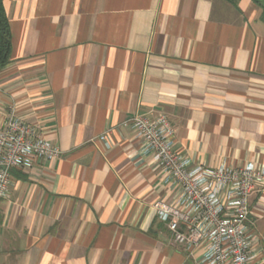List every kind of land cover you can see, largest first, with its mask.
I'll list each match as a JSON object with an SVG mask.
<instances>
[{
	"label": "crops",
	"instance_id": "obj_1",
	"mask_svg": "<svg viewBox=\"0 0 264 264\" xmlns=\"http://www.w3.org/2000/svg\"><path fill=\"white\" fill-rule=\"evenodd\" d=\"M12 32L0 127L14 112L60 155L15 169L0 264H196L156 203L179 188L128 124L166 115L193 163L264 165V20L255 0H3ZM105 136L102 139V136ZM264 264V185L249 196Z\"/></svg>",
	"mask_w": 264,
	"mask_h": 264
},
{
	"label": "built area",
	"instance_id": "obj_2",
	"mask_svg": "<svg viewBox=\"0 0 264 264\" xmlns=\"http://www.w3.org/2000/svg\"><path fill=\"white\" fill-rule=\"evenodd\" d=\"M128 124L153 154L161 179L179 188L173 203L161 200L155 205L173 241L196 264H251L255 236L247 224L249 196L264 185V165L193 163L175 150L176 128L166 115H135ZM60 152L35 124L12 112L0 127V199L9 196L15 169H32Z\"/></svg>",
	"mask_w": 264,
	"mask_h": 264
},
{
	"label": "trees",
	"instance_id": "obj_3",
	"mask_svg": "<svg viewBox=\"0 0 264 264\" xmlns=\"http://www.w3.org/2000/svg\"><path fill=\"white\" fill-rule=\"evenodd\" d=\"M237 5L239 0H227ZM263 9L262 19L264 20V0H255ZM12 50V32L9 17L6 12L3 0H0V70L10 62Z\"/></svg>",
	"mask_w": 264,
	"mask_h": 264
}]
</instances>
